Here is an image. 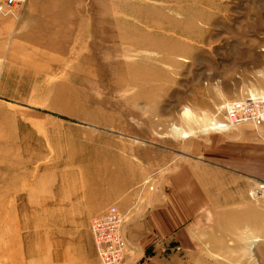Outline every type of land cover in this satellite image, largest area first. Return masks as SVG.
Instances as JSON below:
<instances>
[{
	"label": "rangeland",
	"instance_id": "1",
	"mask_svg": "<svg viewBox=\"0 0 264 264\" xmlns=\"http://www.w3.org/2000/svg\"><path fill=\"white\" fill-rule=\"evenodd\" d=\"M262 97L264 0L13 1L0 11V264H102L89 224L110 205L128 244L118 264H264L209 243L205 218L192 250H151L117 202L142 215L183 165L206 190L207 137L226 130L210 123Z\"/></svg>",
	"mask_w": 264,
	"mask_h": 264
},
{
	"label": "crops",
	"instance_id": "2",
	"mask_svg": "<svg viewBox=\"0 0 264 264\" xmlns=\"http://www.w3.org/2000/svg\"><path fill=\"white\" fill-rule=\"evenodd\" d=\"M207 147L208 163L202 167L207 172L206 190L198 182L199 165L191 164L175 171L174 187L160 191V197L148 191L146 200H153L152 206L146 207L142 215L132 201L128 210L127 196L117 200L128 216V237L148 236L146 246L151 250L158 249L160 243L187 250L199 242L200 221L205 218L208 242L223 244L224 254L233 244L229 252L237 254L235 258L246 260L250 251L254 259H264V194L249 196L264 174V123L258 127L240 125L209 135ZM178 172L190 180L181 181Z\"/></svg>",
	"mask_w": 264,
	"mask_h": 264
},
{
	"label": "built area",
	"instance_id": "3",
	"mask_svg": "<svg viewBox=\"0 0 264 264\" xmlns=\"http://www.w3.org/2000/svg\"><path fill=\"white\" fill-rule=\"evenodd\" d=\"M13 1L15 0H4L2 2L4 4L0 3V11ZM225 110L227 123L222 128L227 129L231 124L242 122H249L254 127L264 123V97L234 102ZM261 194H264V174L249 192V196L255 198ZM121 216L117 207L110 205L103 213L90 221L93 243L102 264H118L124 257L127 242L122 232L123 218Z\"/></svg>",
	"mask_w": 264,
	"mask_h": 264
},
{
	"label": "bare ground",
	"instance_id": "4",
	"mask_svg": "<svg viewBox=\"0 0 264 264\" xmlns=\"http://www.w3.org/2000/svg\"><path fill=\"white\" fill-rule=\"evenodd\" d=\"M2 4H4V3H2ZM189 114H190V112L188 111V110H185L184 111V115H185V117H189ZM210 124H212L213 125V127H215V128H222V127H224V123L223 124H219V123H214V122H211ZM211 125V126H212ZM226 126V125H225ZM227 127V126H226ZM219 128V129H220ZM174 129H175V131H178V132H181V133H183V136H185L186 135V132H184L181 128H179V127H177V126H174ZM223 129H226V128H223ZM122 218H123V216H121ZM123 223H124V221H123ZM122 227H123V224H122ZM128 245V244H127ZM125 251H126V249H125Z\"/></svg>",
	"mask_w": 264,
	"mask_h": 264
}]
</instances>
